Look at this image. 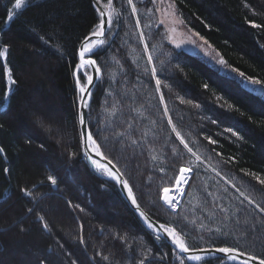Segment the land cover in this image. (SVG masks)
<instances>
[{
    "label": "trees",
    "instance_id": "obj_1",
    "mask_svg": "<svg viewBox=\"0 0 264 264\" xmlns=\"http://www.w3.org/2000/svg\"><path fill=\"white\" fill-rule=\"evenodd\" d=\"M112 1L118 21L112 15L115 33L95 55L103 76L93 95L91 132L105 155L124 167L141 206L181 236L198 180L217 181V172L250 197L262 190L264 96L244 79L264 82V0H174L186 27L238 77L161 45V30L140 14L151 3L132 1L135 17L129 0ZM15 4L0 0V264H172L171 247L146 230L116 186L83 160L74 72L81 43L100 24L92 0H25L17 11ZM107 66L115 73L108 76ZM194 165L178 212L147 207L148 191L160 194L166 187L163 172L173 169L177 176ZM229 245L187 238L190 249Z\"/></svg>",
    "mask_w": 264,
    "mask_h": 264
},
{
    "label": "rangeland",
    "instance_id": "obj_2",
    "mask_svg": "<svg viewBox=\"0 0 264 264\" xmlns=\"http://www.w3.org/2000/svg\"><path fill=\"white\" fill-rule=\"evenodd\" d=\"M132 1L134 0H131L132 8L134 9V15L135 17H138V10L136 8V5L133 4L134 2ZM138 2L144 4L151 3L150 8L142 7V9H140V14L144 16L147 23H149V25L151 26V29L154 27L157 30H161V34L163 36L161 37V45L166 44L174 50L185 51L205 61L210 66L216 68L223 74L238 77L237 72L226 65L221 54L215 48H213L207 42V40L200 37L197 33L191 31L186 27L174 0H138ZM108 5L112 8L113 21L117 22L118 12L113 9V1L110 0ZM17 10L18 9H16V11ZM139 18L137 19V23L140 22ZM116 27L117 25L115 23L108 37L112 36V34L115 33L114 31ZM139 33L142 40H144L145 46H147V42L149 43V41L147 40L146 30H143L141 28L139 30ZM129 39L132 44H135V42H133L134 40L132 36H130ZM161 45H155L154 50L159 52L161 49ZM177 45H179V47H177ZM137 55L138 53L136 50L131 51V56L133 58L137 57ZM221 60L224 61L223 64L220 63ZM82 71L85 75L82 76L85 80L84 83L81 79V82L84 86L86 84V76L90 75V69L85 67V69H83ZM105 72H107L109 76L115 73V69L113 70L112 67L107 66L105 67ZM255 91L264 96V89L261 85L258 86ZM183 145L187 148L184 143ZM100 149L102 150L101 147ZM102 151L105 153L104 150ZM81 153L83 155L82 143ZM195 158L197 159V164L202 163L209 170H211V168L207 164H205L203 158L197 156ZM196 165L184 166L181 168V170L183 168H191L194 171ZM118 167L124 174V167H122V165ZM181 170L179 171L177 176L175 175L173 169H169L163 172L161 183H165L166 187L161 190L160 194H158V192L153 189L151 191H148V199L145 202L147 207H149L151 210H157L161 214L165 215H168V212H171L172 214L178 212L182 204L185 202L186 188L190 184L194 173L190 175L187 181V185L183 191V195L178 206L169 207L166 205L164 200V191L166 188L174 187L176 185ZM213 173L218 178L217 181H213V179L211 178L198 180L194 195H192V198L190 199V201H193V204L191 205L193 213L189 211L188 215L185 217V219L187 220H184V224L187 227V232H184V234L181 236H179L178 234L177 238L183 240L186 244L187 238H189V236L193 237V239H195L197 242L200 240L203 243L204 241L207 243H214L220 242V240H222L226 241L228 244H231L229 245V247L241 252L243 251V253L244 251L247 253L256 251L264 255V213H261L259 211V208L257 207V205H259V207H264V184L260 183V181H264V178L259 177L257 179L258 184L261 185L262 192L255 189V194L252 193V195H255V197H250L248 196V193L246 194L245 191H242L241 189L233 185V183L229 179L223 177L217 172ZM86 182L87 181H85V183L80 182V184L82 185V183H84L83 185L86 187L88 186V183ZM147 186L149 187V184ZM89 187V190H92L91 184L89 185ZM230 189L233 190L234 193L238 196L230 193ZM205 192H207L208 197H205ZM185 207L189 208L187 204ZM57 208H59V206H57ZM62 214L64 215L63 212ZM15 226L16 225L13 224L10 227L8 226L9 228H6L10 229ZM209 247L215 246H206L204 248ZM171 258L172 264H206L205 260L209 259L205 258L194 261L192 263H188L184 257L180 256L175 251H173ZM216 258L217 257L210 259L215 260ZM215 264L229 263L225 259H222L221 261H216Z\"/></svg>",
    "mask_w": 264,
    "mask_h": 264
},
{
    "label": "water",
    "instance_id": "obj_3",
    "mask_svg": "<svg viewBox=\"0 0 264 264\" xmlns=\"http://www.w3.org/2000/svg\"><path fill=\"white\" fill-rule=\"evenodd\" d=\"M24 1L25 0H22V3ZM92 3H93V6L96 9V11L100 17V24H99V27L95 31L88 34L86 36V38L83 40V42L81 43L79 50H78V63H77V66H76L75 72H74V78H75V82H76V86H77L78 96L83 95L79 91V87L83 86V84L81 82V77L85 76L82 69L84 67L89 68L90 69V75L93 77V85L92 86H89L87 84V81H86V84L84 85V87L86 89L90 87V90H91V96L87 98V107L85 108L83 106H78V113H81V112L85 113L84 119H85V122H86L90 131H91V126H90L89 115H90V110H91V106H92V102H93V95H94V92H95V89H96L98 83L100 82V80L102 79V76H103V72L99 67V64L95 58V55L106 44V40H107L108 34L110 32V29H111V25H112V9H111V7L108 4L104 3L102 0H92ZM101 13H103V15H101ZM11 16L14 17L13 14H11ZM11 21H9L7 19L6 27H5L6 29L10 26ZM102 24H103V35L94 36L93 33L101 31L100 26ZM101 40L103 41V44H100ZM89 42H91V44L95 45V49L91 54L85 53L84 60L81 61V58L79 56V52L85 46V44H88ZM7 57H8V52L6 51L3 54V61L5 63L7 62ZM90 59L95 60L96 64L91 65V66L87 65V61ZM82 63L85 65L84 67H81ZM77 69H79V74H77ZM7 73L9 75L10 84H12L14 81L10 77V75H11L10 69H7ZM244 85L250 86L253 89L255 88L254 90H256V88L258 87V86L251 85L248 82V79H244ZM78 116H79V114H78ZM79 119H80V117H79ZM81 128H82V126L79 123L80 135H81ZM92 137L95 140L93 134H92ZM81 143H82L84 160L89 165L92 172L97 177H99L100 179L107 181V182H110V183H113L116 186L119 193L121 194L124 201L128 204L131 211L136 215V217L142 223V225L146 228V230H148L152 234L156 235L158 238L162 239L167 245H169L171 247V249L173 251L177 252L180 256L186 257V256H190L192 254H197V255L201 256V259L217 257V258L225 259L229 264H243V261L248 258L249 254H246V253H244L243 256H238L237 253H240L241 251H238L235 249H234L235 251L233 253H221L218 251V249L222 248V247L200 248V249H196L197 251L195 253H193L191 251L189 253L180 252L178 246L174 244L172 238L170 236H168L167 232H165L163 229H161L159 227V225H164V228H168V229H172L173 227L156 220L141 206V204L139 203V201L136 197V194L134 192L133 187L131 186L130 182L125 177V175L121 172L120 168L115 164V162H113L110 158H108L105 155V153L100 149V147L98 149H96L95 146L92 144L91 140L85 142V139L82 135H81ZM96 144L99 145L97 141H96ZM97 152H99V155H97ZM101 165H103V167H100ZM109 170H111V172H114L117 175L121 176L123 180H127L128 186L132 188V195L136 198V201H137V204L139 205V208H137L136 206H134L131 203L132 198L127 195V188H125L122 185L120 180H117L112 175H110ZM193 173H194V171L191 169L190 175H192ZM141 212L144 213L143 217L139 215V213H141ZM150 225H151V227H150ZM45 231L48 232V229ZM234 255L237 256V259H235V260L231 259V257ZM186 260L188 263L194 262V261L189 260V259H186ZM250 264H259V261L257 260L255 262H250Z\"/></svg>",
    "mask_w": 264,
    "mask_h": 264
},
{
    "label": "snow or ice",
    "instance_id": "obj_4",
    "mask_svg": "<svg viewBox=\"0 0 264 264\" xmlns=\"http://www.w3.org/2000/svg\"><path fill=\"white\" fill-rule=\"evenodd\" d=\"M129 2H131V0H129ZM21 3H22V0H16V4H15V7L17 9H19L21 7ZM101 15H103V13H101ZM7 19L9 21H11L13 19V16L9 15L7 17ZM101 27V31L100 32H95L93 33L94 36H101L103 35V24L100 26ZM100 44H103V41L101 40L100 41ZM177 47H179V45H177ZM95 49V45L91 44V42H89L88 44H85V46L80 50L79 52V56L81 58V61L84 60V57H85V53H89L91 54ZM149 59H151V57H149ZM221 64L224 63V61H220ZM96 64V61L95 60H88L87 61V65L91 66V65H95ZM85 65L82 63L81 64V67H84ZM153 71H155V69H153ZM77 74H79V69H77ZM241 77H243V73H240L239 74ZM86 81H87V84L89 86H92L93 85V77L91 75H88L86 76ZM248 82L251 84V85H254V86H260L262 84H264V82H262L261 80H258V79H252V78H248ZM157 84L160 83L159 80L156 81ZM205 87H207V85H205ZM79 91L81 94L83 95H80L77 99V104L78 106H83V107H87V98L91 96V90H90V87L89 88H85L84 86H80L79 87ZM79 114V123L80 125L82 126L81 128V135L84 137L85 139V142L91 140L92 141V144L95 146L96 149L99 148V145L96 144V141L93 139L92 137V132L89 130L86 122H85V119H84V116H85V113L81 112V113H78ZM181 139H183L181 137ZM191 151V150H190ZM97 155H99V152H97ZM100 167H103V165H101ZM182 171H188L190 172L191 169H183ZM109 174L112 175L115 179L117 180H120V182L122 183V185L127 188V195L129 197H131V203L136 206L137 208H139V205L137 204V201H136V198L132 195V188L128 186V182L127 180H123L121 176L117 175L116 173L114 172H111V170H109ZM48 180L51 182V185L52 186H55L56 183H57V180L54 176H49L48 177ZM180 181H177V184H179ZM260 183L264 184V181H260ZM165 192H167V189H165ZM25 194L30 196L31 193L27 192L25 190ZM165 199L167 200L168 204L172 205L173 204V201L171 199H169L168 197H165ZM257 207L259 208V211L261 213H264V207H259V205H257ZM29 212L32 211V209H29L28 210ZM140 216H144V213H139ZM43 217H38V222L40 221H43ZM43 229L47 230L48 229V224L47 223H44L42 225ZM151 227V225H150ZM159 227L161 229H163L165 232H167L168 236H170L174 242L175 245L178 246L180 252L182 253H189L190 251L195 253L197 250L196 249H190L187 244L181 240V239H178V233L176 232L175 228H172V229H168V228H164V225H159ZM219 252L221 253H233L235 250L231 247H222V248H219L218 249ZM238 256H243L244 253L240 252V253H237ZM185 259H189V260H192V261H198L201 259V256L200 255H197V254H192L190 256H186L184 257ZM231 259L235 260L237 259V256L234 255L231 257ZM259 261V264H264V258H259L255 255H249L248 258L246 260L243 261V264H250V262H255V261Z\"/></svg>",
    "mask_w": 264,
    "mask_h": 264
},
{
    "label": "bare ground",
    "instance_id": "obj_5",
    "mask_svg": "<svg viewBox=\"0 0 264 264\" xmlns=\"http://www.w3.org/2000/svg\"><path fill=\"white\" fill-rule=\"evenodd\" d=\"M83 69H85V67ZM78 122H79V116H78ZM183 169H189V168H183ZM182 170H181V173L179 175V178L177 179V181H180V183L179 184L176 183V185L174 187L166 188L167 192L164 191V200H165L166 205L169 207H176L179 205L181 198H182V195H183V191H184V189L187 185V181L190 177V172L182 171ZM165 197H168L169 199H171L173 201V204L172 205L168 204Z\"/></svg>",
    "mask_w": 264,
    "mask_h": 264
}]
</instances>
